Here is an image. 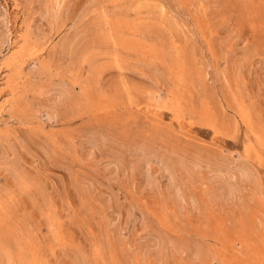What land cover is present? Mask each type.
Wrapping results in <instances>:
<instances>
[{"label": "rangeland", "instance_id": "1", "mask_svg": "<svg viewBox=\"0 0 264 264\" xmlns=\"http://www.w3.org/2000/svg\"><path fill=\"white\" fill-rule=\"evenodd\" d=\"M0 264H264V0H0Z\"/></svg>", "mask_w": 264, "mask_h": 264}, {"label": "bare ground", "instance_id": "2", "mask_svg": "<svg viewBox=\"0 0 264 264\" xmlns=\"http://www.w3.org/2000/svg\"><path fill=\"white\" fill-rule=\"evenodd\" d=\"M235 172L237 176L235 175L234 172H231L230 169L228 168L215 170V173L218 175V177L221 180L218 186L219 198L225 199V200H232L236 196V192L238 191V188L245 181H248L249 177L251 176L248 169L243 165H239L235 169ZM168 176H170L169 179H170V182L172 183V186L175 189L176 196L179 197L180 200H182L181 187L179 183L174 179V175L172 174V172H170V175L168 174Z\"/></svg>", "mask_w": 264, "mask_h": 264}]
</instances>
